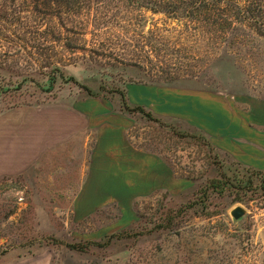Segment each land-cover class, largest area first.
Here are the masks:
<instances>
[{
  "label": "rangeland",
  "instance_id": "rangeland-1",
  "mask_svg": "<svg viewBox=\"0 0 264 264\" xmlns=\"http://www.w3.org/2000/svg\"><path fill=\"white\" fill-rule=\"evenodd\" d=\"M65 1L0 0V112L97 100L102 128L123 117L142 156L85 199L63 176L0 177V264H264L262 192L210 185L241 164L264 170V152L214 141L223 125L264 121V37L245 24L215 49L129 0ZM88 241L103 244L67 246Z\"/></svg>",
  "mask_w": 264,
  "mask_h": 264
},
{
  "label": "crops",
  "instance_id": "crops-1",
  "mask_svg": "<svg viewBox=\"0 0 264 264\" xmlns=\"http://www.w3.org/2000/svg\"><path fill=\"white\" fill-rule=\"evenodd\" d=\"M101 105L97 100L73 101L1 111L0 177L55 174L74 183L67 188L75 192L69 196H100L102 182L112 181L120 170H133L136 156H142L127 143L123 117L107 116L102 128ZM247 121L223 125L214 141L233 155L264 152V121Z\"/></svg>",
  "mask_w": 264,
  "mask_h": 264
},
{
  "label": "trees",
  "instance_id": "trees-1",
  "mask_svg": "<svg viewBox=\"0 0 264 264\" xmlns=\"http://www.w3.org/2000/svg\"><path fill=\"white\" fill-rule=\"evenodd\" d=\"M69 1V2H68ZM86 1L91 0H66L67 4L76 9L84 8ZM133 6L162 13L168 18L175 19L193 30L191 36L193 43H200L202 37L210 36L211 44L215 49H228L232 44L231 32L238 31L245 24L251 32L264 37V0H129ZM70 6V8H72ZM192 24V25H191ZM240 40V39H239ZM167 77L170 71H165ZM63 76V75H61ZM70 80H74L70 78ZM76 82V81H74ZM85 88V87H84ZM123 99V98H122ZM122 109L127 113L138 112L147 118H152V113L143 105H128L126 99L122 101ZM159 122V118L155 119ZM241 164V163H239ZM242 165V166H241ZM242 171L239 174L228 175L223 173L219 178L211 179L210 185L214 189L237 190L244 193L257 192L264 195V170L251 168L241 164ZM225 171V170H224ZM262 190V191H261ZM110 239V237H109ZM89 244L102 245L95 241H88L82 245L67 244L73 250H84Z\"/></svg>",
  "mask_w": 264,
  "mask_h": 264
},
{
  "label": "water",
  "instance_id": "water-1",
  "mask_svg": "<svg viewBox=\"0 0 264 264\" xmlns=\"http://www.w3.org/2000/svg\"><path fill=\"white\" fill-rule=\"evenodd\" d=\"M245 213H246L245 209L240 205H237L230 210V215L235 220H238L241 217H243Z\"/></svg>",
  "mask_w": 264,
  "mask_h": 264
}]
</instances>
